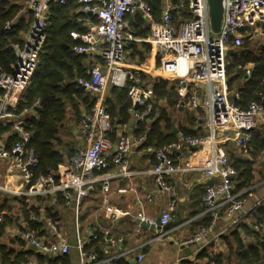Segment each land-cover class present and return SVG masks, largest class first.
<instances>
[{
    "label": "built area",
    "instance_id": "2783aa9c",
    "mask_svg": "<svg viewBox=\"0 0 264 264\" xmlns=\"http://www.w3.org/2000/svg\"><path fill=\"white\" fill-rule=\"evenodd\" d=\"M67 0H24L23 10L31 14L32 20L20 44L13 45L16 61L11 72H0V126H9L16 135L10 146L0 141V158L10 159L20 184L9 189L0 186L18 197H35L60 194L66 203L74 205L73 248L77 252L79 264H117L115 258H100L96 252H86L85 245L97 239L99 230L92 226L85 238L80 233V204L96 185L103 192V204L108 205L111 176L147 174L153 177V191L169 193V206L162 209L157 218L138 211L134 215L137 230L142 224L161 229L174 218L177 203L175 191L168 182L172 175L190 170H200L218 180L205 185L202 202L204 213L211 220L221 209L233 215L253 216L264 207V195L257 198L249 207L244 208L245 199L240 193H233L232 177L236 170L231 165L225 151V143L233 141L236 147H246L251 131L264 124V94L260 101H251L240 107L235 100L239 90H229L227 85L228 49L242 45L245 39L259 36L264 41V0H222V18L217 32H213L207 0H187L190 18L179 20L176 6L172 0H161L163 6L156 20L149 0H76L80 4L77 20L86 27L83 32L71 30L69 35L75 41L72 51L77 55L96 56L100 61L86 70V75L75 80L77 87L92 95L91 112L83 116L79 128V144L65 162L63 176L56 179L52 174L34 177L37 156L27 147L30 132L25 129L24 115L29 109L17 111L22 95L28 87L36 68L39 53L46 40L53 4H65ZM141 14L149 24L145 37L126 35V16ZM95 18L96 21L93 20ZM15 20V19H14ZM14 20L5 22L3 28L11 29ZM132 42L149 44L158 65L153 70L155 77L172 79L179 90L177 108H187L197 112L196 120L204 128L198 136L178 132L175 140L158 147L144 146L153 156L154 164L150 169L133 171L128 168L127 155L132 147L143 145L147 138L144 130L137 135L122 132L115 145L109 137L106 100L108 88L128 85V96L134 107L129 112L136 124H144L151 118V91L141 85V68L134 66L128 59L127 48ZM250 73L247 70V75ZM38 101L34 107H38ZM105 123V126H104ZM206 148L208 162L203 166H193L184 158L185 151H200ZM178 161L179 163H176ZM117 169L113 175L106 170L111 166ZM126 191L125 188L119 189ZM148 193L146 199L151 200ZM5 210L0 211V222ZM110 223L117 222L123 215L118 207L106 210ZM29 220L39 218L29 214ZM53 239L42 240L33 230H23L21 239L36 252L43 255H62L72 246L67 235L53 224ZM213 232V224L199 228L192 237L182 244L195 243L200 248L208 243ZM106 241L121 242L122 237L110 236L109 227L103 229ZM210 240V239H209ZM137 261L143 259L138 254ZM20 264H39L28 260Z\"/></svg>",
    "mask_w": 264,
    "mask_h": 264
},
{
    "label": "trees",
    "instance_id": "16d2710c",
    "mask_svg": "<svg viewBox=\"0 0 264 264\" xmlns=\"http://www.w3.org/2000/svg\"><path fill=\"white\" fill-rule=\"evenodd\" d=\"M20 0H0V72H11L16 61L13 45L20 44L24 40V35L32 20L28 12V18L22 14L17 16L10 30L3 28L4 23L13 19L23 8ZM176 6V16L179 20L190 18L187 8V0H172ZM153 9V16L156 20L163 6L161 0L148 1ZM80 4L76 0H67L65 4H53L50 11V21L46 31V40L39 53L38 62L27 89L22 95L17 111L24 108L31 110L32 115H25L24 126L30 132L27 147L32 149L37 156L38 163L34 168V177L38 175L52 174L56 179H60L55 172L58 171L70 158L72 149L62 147V139L59 137L60 131L68 128V117L71 115L74 126H77L84 114H87L93 102L92 95L79 87L75 80L86 75L88 67L94 65V61H86L85 55H77L72 51L75 41L70 37L71 30L83 32L85 26H81L77 21ZM94 21L95 18H93ZM126 27L135 37H145L149 33V24L142 18L141 14H129L126 16ZM259 28L264 30V23L259 24ZM248 40L242 45L235 47L229 55V65L227 66V85L229 90L238 89L239 98L235 100L240 107H245L251 101H260L264 94V41L259 42L257 49L252 51L245 47ZM129 60L139 63L144 60L150 51V46L143 42H132ZM138 57L136 60L135 58ZM100 61V60H99ZM247 70L250 73L247 75ZM140 76L146 79V83L151 84L153 98L151 100L152 112L151 123L147 125H137L136 133L147 132V138L142 146L158 147L164 143L173 141L178 132L198 136L197 129H190L179 123L174 124L170 111L176 112V104L179 99L178 88L175 81L163 79L162 77ZM142 78V77H141ZM143 79V78H142ZM149 79V80H148ZM128 83L121 88L112 87L111 97L107 94L106 111L109 114L112 126L128 122L131 105L128 96ZM146 88V87H145ZM38 101L39 106L34 107V102ZM170 110V111H169ZM194 119L195 116L191 117ZM176 129V132L173 130ZM113 132V130H112ZM16 135L9 126H0V141L5 143L6 148H10ZM225 149L231 165L236 173L232 177L233 193H240L245 196L246 189L258 181L264 180V124L251 131L250 139L246 142V149L249 157L237 155L235 148L230 144ZM204 194V193H203ZM58 201H64L60 194H57ZM89 196V195H88ZM87 196V197H88ZM24 221L29 225V229L37 230L40 222L29 220V214H39L40 208L34 203L27 202L23 197L16 198ZM38 203H42V197H36ZM50 202V198L45 199ZM11 207L6 204V199L0 203V209ZM204 208V207H203ZM224 209V208H223ZM47 217L52 218L57 215L51 207L44 210ZM252 221L244 223L239 229H234L228 237L223 236L226 251L216 252L208 245L201 248L194 259V263L187 261L186 264H229L232 256L235 257L236 264H264V207L260 208L256 214L250 217ZM5 220V219H4ZM210 217L207 215L206 221L198 225V229L207 226ZM5 221L0 225V236L3 233ZM197 229V230H198ZM248 238V241H246ZM102 245H107L106 236L99 232L98 238L91 240L85 245L86 252H96L100 258L105 254L101 249ZM33 255L39 264H70L68 254L57 257H48L32 251L15 253L13 249L0 243V264H20L28 261V257ZM34 259V258H33ZM117 264H124L122 260H116Z\"/></svg>",
    "mask_w": 264,
    "mask_h": 264
},
{
    "label": "crops",
    "instance_id": "0c3cea01",
    "mask_svg": "<svg viewBox=\"0 0 264 264\" xmlns=\"http://www.w3.org/2000/svg\"><path fill=\"white\" fill-rule=\"evenodd\" d=\"M21 10L23 11V8ZM14 21H12L11 26L13 25ZM76 21L80 24L77 19ZM93 57L95 56H86V61H94ZM129 58L130 57L128 54V59ZM97 61L99 60H96L95 62ZM131 64L134 65V63L132 62ZM139 65V67L141 68V73L143 75H146L151 79L155 77L153 74V70H155V68L157 67L158 61L151 46L150 51L146 54L144 60L141 61ZM141 77L143 78H141V85L146 87L147 89H150V100H152L153 93L151 84L149 82L146 83L147 85H144L146 79H144L143 76ZM170 80L174 81L172 79ZM112 87L114 86H110L108 88L107 94L109 96L111 95ZM110 99H112L111 96ZM90 104L91 107L87 114L91 112V109L93 107V102L90 101ZM131 106L134 107L132 102L129 108H131ZM32 113L33 112L29 110V112L26 114L32 115ZM106 113L108 118L105 123H108V127L110 128V130L108 131V137L112 145H115L119 138V135L123 131L129 132L135 136L137 135L135 134L137 125L148 126L152 121V118H149L144 124H136L130 114L128 122L122 123L121 125L118 124L114 129L115 125L112 126L109 114L107 111ZM175 113L188 114V119L185 120L183 125L187 126L190 129H197L198 134L204 133V128L196 120V111H191L184 107L178 108ZM87 114H84V116ZM193 116H195V121L193 118L191 119V117ZM78 125V129H74V124L72 122L71 127L68 128V134L71 136V139H65V141L62 143V147L64 148L70 146L72 152L79 144L78 138L80 123ZM60 136L61 135H59V137ZM230 144H232L235 148L234 151L237 155L249 157L246 149H244V147H236L233 141H227L225 143V149H228L229 146H231ZM191 152L192 154L190 157H187L184 154V158L186 159L187 163L193 166H203L207 164L208 153L206 148H203L200 151ZM126 159L128 168L133 171L147 170L150 169L154 164L152 154L150 153V151H147L142 145L132 147ZM176 163L179 162L176 161ZM64 165L55 172V175H57L59 178L63 176ZM116 169L117 167L114 165L106 171L109 175H113ZM217 180V178L208 177L206 173L200 170H190L181 174L172 175L168 178V182L174 188L175 198L177 201L174 207V218H172L166 224L167 227L165 229L142 226V229L137 230V224L134 219V215L138 211H143L146 215L157 218L159 217L161 210L169 206L172 196L166 192L161 193L153 191V177L151 175L136 173L131 175L130 177L111 176L107 206H105L102 202L103 192L100 188V185H96L95 189L91 191L89 196L82 200L80 204V233L83 237L86 238L89 234V229L92 226L97 227L99 232L102 234L103 229L109 227L111 237H122L123 240L121 242L113 244L108 241L106 242L108 243L107 245H102L101 242H99L98 244L101 246L105 257L115 258V261L122 260L124 264H186L187 261L194 263L195 256L201 250V248L195 243H182L192 237V235L197 231L196 229H198V225L200 224V222L203 223L206 221L207 214L204 213V206L202 202L204 187L205 185H208L207 183H209V181L213 183ZM19 184L20 180L17 173L10 168V159L6 157L0 158V186L12 189ZM122 188H125L126 191L120 192L119 189ZM4 192L9 193L7 191ZM151 192H153L152 199H146V195ZM244 192L246 193V195L244 196V208H247L257 198H260L264 195V180L256 182ZM56 195L35 196L29 197L28 199L26 197H23L26 198L27 202H32L38 208H40L39 214H35L39 218L37 222H40V227L37 230L29 229V225L26 221L23 220L19 208L14 210L11 209L9 211L6 210V208L0 209V211L5 210L6 212L3 217V221L0 222V225H4L3 223L7 221V223H5V226H3V233L0 236V243L9 247L10 249H13L15 253H19L21 251H32L33 253H38L29 245H27V243L21 239L19 234L23 230H33L40 239L48 241L53 239L54 236L53 231L50 227V224H53L60 231L67 235L72 245L69 252L66 253L70 257V264H79L77 252L73 248L74 205L72 203H66L62 200L58 201V196ZM36 197H42V203H38L35 200ZM46 197L50 198V202L47 203V201L45 200ZM1 201L2 200H0V203ZM12 201L15 202L14 198ZM179 204L182 205L181 219L177 218ZM110 206L118 207L124 213V215L115 223H110L109 219L107 218L106 210ZM46 207H51V210L56 211L57 215L52 217L55 218L56 221L46 216V214L44 213ZM225 211V209H221L216 218H214L213 220H211L210 218L209 222L213 224V232L209 238L210 240L208 239V243L206 245L210 246L212 250L216 252L222 251L223 246L220 244V242L225 245L224 238H222L223 236L228 237L234 229H239L243 225L241 224V222L249 223L250 221H252L250 218L251 216L245 217L246 215H241L240 212L229 215ZM246 218H249L248 221H246ZM246 241H248V238H246ZM138 254L143 255V259L141 261H137L136 259ZM45 256L53 258L59 255ZM28 259L34 260L38 263L33 255L28 257Z\"/></svg>",
    "mask_w": 264,
    "mask_h": 264
},
{
    "label": "rangeland",
    "instance_id": "374dc122",
    "mask_svg": "<svg viewBox=\"0 0 264 264\" xmlns=\"http://www.w3.org/2000/svg\"><path fill=\"white\" fill-rule=\"evenodd\" d=\"M21 2H24V0H20L19 1V3H21ZM187 7H188V3H187ZM19 14H22L25 19L28 18V15L26 14V12L24 10L23 11L20 10V12L13 19H17V16H19ZM125 33H126V35H131L132 34L128 30H125ZM246 40H248V42H247V44H245V47L251 49L252 51H255L257 49V46H258L259 42H261L262 39L259 36H255V37H253L251 39H245V41ZM127 51H128L129 56H130L131 46L127 48ZM135 59L137 60L138 57H136ZM133 63H134V65H136L138 67L140 66L139 65L140 63L138 61H134V59H133ZM168 80H170V79H168ZM67 117H68V123H66V126L68 124V128H70L71 125H72V122H71L72 117H71V115H69ZM171 117H172V119L174 121V124L179 123V124L183 125V123L185 122V120L188 119V114H184V113L183 114H178V113H175L173 111V113L171 112ZM78 126L79 125L74 126V129H78ZM68 128L65 127L63 130L60 131V135H61L60 137H62V139H63L62 141L63 142L65 141V139H71V136L68 134ZM14 197L19 198L18 196L14 195V194L5 193L4 191H2L0 189V200L8 199V200H6V204L9 205L11 207V209H13V210L20 207L17 201H15V202L12 201ZM242 197L244 198V196H241L240 198H242ZM26 198L28 199L29 197H26ZM26 198H24V199L26 200ZM245 217H249V216H245ZM248 219L249 218H246V221H248ZM241 224H244V223L241 222ZM220 244L224 248V250L222 248V252L224 253L226 251L225 250L226 249V246L223 245L221 242H220ZM229 264H236V260H235V257L234 256H232V261Z\"/></svg>",
    "mask_w": 264,
    "mask_h": 264
},
{
    "label": "water",
    "instance_id": "95a60500",
    "mask_svg": "<svg viewBox=\"0 0 264 264\" xmlns=\"http://www.w3.org/2000/svg\"><path fill=\"white\" fill-rule=\"evenodd\" d=\"M208 1V8H209V16H210V23L213 32H217L219 30L221 18H222V0H207ZM232 49L227 50V54L230 55L232 53ZM264 104V100H263ZM176 129H174V132ZM184 154L187 157H190L192 152L191 151H185ZM208 185L212 184L211 181L207 183ZM182 205H178V211H177V218L181 219V214H182ZM159 218L157 217V221ZM143 226H146V224H142ZM167 225H163L161 228L165 229Z\"/></svg>",
    "mask_w": 264,
    "mask_h": 264
}]
</instances>
